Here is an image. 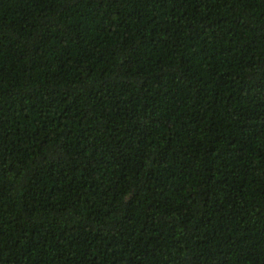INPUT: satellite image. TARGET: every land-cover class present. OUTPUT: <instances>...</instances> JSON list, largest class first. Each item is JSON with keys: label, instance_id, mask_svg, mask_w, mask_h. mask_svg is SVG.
I'll return each mask as SVG.
<instances>
[{"label": "trees", "instance_id": "1", "mask_svg": "<svg viewBox=\"0 0 264 264\" xmlns=\"http://www.w3.org/2000/svg\"><path fill=\"white\" fill-rule=\"evenodd\" d=\"M0 264H264V0H0Z\"/></svg>", "mask_w": 264, "mask_h": 264}]
</instances>
